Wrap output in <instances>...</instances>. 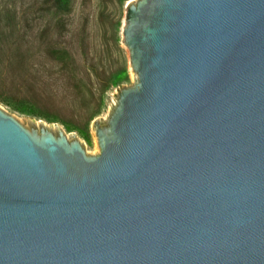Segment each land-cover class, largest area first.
<instances>
[{"label": "water", "instance_id": "obj_1", "mask_svg": "<svg viewBox=\"0 0 264 264\" xmlns=\"http://www.w3.org/2000/svg\"><path fill=\"white\" fill-rule=\"evenodd\" d=\"M137 75L99 153L0 106V264H264V0H137Z\"/></svg>", "mask_w": 264, "mask_h": 264}, {"label": "trees", "instance_id": "obj_2", "mask_svg": "<svg viewBox=\"0 0 264 264\" xmlns=\"http://www.w3.org/2000/svg\"><path fill=\"white\" fill-rule=\"evenodd\" d=\"M86 4V2H82ZM79 0H30L20 34H0V101L79 129L98 115L104 92L127 80L108 34H92ZM105 24L107 14L100 13Z\"/></svg>", "mask_w": 264, "mask_h": 264}, {"label": "rangeland", "instance_id": "obj_3", "mask_svg": "<svg viewBox=\"0 0 264 264\" xmlns=\"http://www.w3.org/2000/svg\"><path fill=\"white\" fill-rule=\"evenodd\" d=\"M137 0H79V3L86 2L79 6L78 13L89 18V25L92 34H108L109 43L115 56L119 55L121 62L128 68L129 77L122 80L119 85H111L104 92V104L101 112L96 115L85 128L79 129L76 125L64 123L58 119H47L42 116L22 112L13 106L0 101V106L8 113L15 116L23 125L28 128L40 130L45 126L55 134L62 129L69 140L79 139L89 155L99 153V142L96 135L95 120L107 124L118 105L119 94L125 87H132L137 82L136 72L130 62V51L123 41L122 28L124 26L127 4ZM30 0H0V34H20L26 23L22 19V12L28 7ZM105 12L107 18L105 24L100 22V13Z\"/></svg>", "mask_w": 264, "mask_h": 264}]
</instances>
